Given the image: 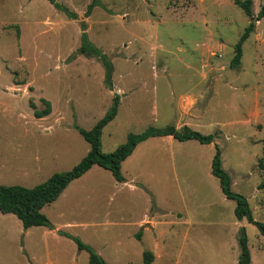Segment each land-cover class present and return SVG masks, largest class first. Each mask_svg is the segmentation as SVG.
<instances>
[{"label": "rangeland", "instance_id": "rangeland-1", "mask_svg": "<svg viewBox=\"0 0 264 264\" xmlns=\"http://www.w3.org/2000/svg\"><path fill=\"white\" fill-rule=\"evenodd\" d=\"M57 1L76 17L48 0H0V184L32 187L72 168L90 148L77 127L90 129L115 93L104 152L130 133L176 125L190 91L200 93L192 128L215 137L210 147L139 145L122 165L127 183L99 167L45 204L51 226L24 229L0 212V264H87L73 237L110 264H146L147 250L149 264H237L242 226L250 264H264L263 235L235 217L236 202L211 172L216 144L231 189L264 222V18L231 66L250 20L234 0H98L89 14L91 0ZM263 2L252 0L253 16ZM83 30L111 62L112 89L101 60L79 51ZM45 99L49 113L37 116Z\"/></svg>", "mask_w": 264, "mask_h": 264}, {"label": "trees", "instance_id": "trees-1", "mask_svg": "<svg viewBox=\"0 0 264 264\" xmlns=\"http://www.w3.org/2000/svg\"><path fill=\"white\" fill-rule=\"evenodd\" d=\"M56 9L64 10L69 16L76 17L75 13L67 10L66 6L59 3L57 0H48ZM98 0H91L87 6L86 13L89 14L91 9L97 5ZM250 17V20L240 35L238 41L233 45L234 54L230 61L231 66H238L241 63L242 44L250 36L255 28V23L261 18H264V2L260 5L255 16L252 11V0H234ZM82 26L84 24L82 23ZM79 51L86 56L98 57L104 68V81L109 89L113 88L112 83V65L107 56L96 48L87 38L86 32L81 33V44ZM44 101V108L36 111L37 116H44L49 113L50 103ZM120 103V95L115 93L111 104L105 111L104 115L90 128L84 129L77 127L79 133L89 143L90 148L87 153L70 168L65 171L52 173L45 181L32 187L22 185H4L0 184V212L12 213L16 215L24 229L32 226H51L49 219L42 212V207L50 202L55 201L67 185L74 179L80 177L93 165H98L111 172L117 181H123L124 176L121 172V162L128 157L135 146L152 136L171 135L179 141L196 139L200 143L209 144L213 142L214 134H203L188 125L176 127L175 125H167L165 127L146 128L141 133L127 135L126 140L120 143L115 149L109 152L102 150L101 135L103 127L111 121L117 114ZM211 172L219 179L221 191L225 197L233 199L236 202L234 208L235 217L238 220L245 218L248 222L256 225L264 238V222L258 221L253 217L252 210L249 206L246 196L231 189V179L227 171L221 165L220 149L215 144V152L211 161ZM138 236V235H137ZM79 249H85L89 253L87 264H110L99 253L94 251L89 245L83 243L79 238L73 237ZM239 256L237 264H250L251 253L248 247V239L244 226L240 227L238 234ZM152 252L147 250L143 252L144 262L149 264L152 260Z\"/></svg>", "mask_w": 264, "mask_h": 264}, {"label": "crops", "instance_id": "crops-1", "mask_svg": "<svg viewBox=\"0 0 264 264\" xmlns=\"http://www.w3.org/2000/svg\"><path fill=\"white\" fill-rule=\"evenodd\" d=\"M166 66V65H165ZM166 68H168L166 66ZM201 81V79L199 80V82ZM198 81H196L195 83L192 82L191 80V84H194V85H199ZM122 91V89L118 88V92ZM200 91V90H199ZM26 92V91H25ZM121 93V92H120ZM200 97V93L199 94H196L194 93L193 91H190V92H187V93H184L182 95H180V99H179V108H180V115H181V121L176 123V127H181L182 125H188L190 126L191 128L192 127H197V120L196 118L198 117V114H195V113H192V110L194 109L196 103L198 102V99ZM175 138H173L171 135H163V136H152V137H149L141 142H139L135 148L133 149L132 153L135 152V150L137 149V147H139V145H143L144 143H147L149 141L150 142H153V141H160V142H165V143H169V144H173V141H174ZM187 141V140H185ZM207 146L210 147L211 143L209 144H205ZM131 153V154H132ZM130 156V155H129ZM128 156V157H129ZM126 157L122 162H121V169H122V165L124 163V161H126V159L128 158ZM98 167V168H97ZM98 165H93L89 170H87L84 174H82L80 177L74 179L73 181H80V180H83L85 178H87L89 175H91L93 172L94 173H101V170L100 167ZM104 169V168H103ZM107 170V169H106ZM124 176V175H123ZM73 181H71L67 187L73 183ZM119 183L121 184H125L127 183L128 181L126 180V178L124 177V180L123 181H118ZM134 182V181H132ZM134 185V184H132ZM66 187V188H67ZM65 188V189H66ZM64 189V190H65ZM63 190V191H64ZM63 191L61 192V194L63 193ZM141 224V223H140ZM144 225V228H153V225H154V222L153 221H149L148 223H143ZM30 228V227H29ZM28 229V228H27ZM58 227H55L54 230H57ZM139 235V233L137 234Z\"/></svg>", "mask_w": 264, "mask_h": 264}]
</instances>
